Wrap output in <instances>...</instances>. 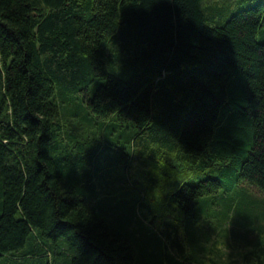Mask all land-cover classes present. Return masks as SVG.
Masks as SVG:
<instances>
[{
    "label": "trees",
    "instance_id": "1",
    "mask_svg": "<svg viewBox=\"0 0 264 264\" xmlns=\"http://www.w3.org/2000/svg\"><path fill=\"white\" fill-rule=\"evenodd\" d=\"M0 264H264V0H0Z\"/></svg>",
    "mask_w": 264,
    "mask_h": 264
},
{
    "label": "rangeland",
    "instance_id": "2",
    "mask_svg": "<svg viewBox=\"0 0 264 264\" xmlns=\"http://www.w3.org/2000/svg\"><path fill=\"white\" fill-rule=\"evenodd\" d=\"M109 154L113 157L114 162L111 165H108L110 171H115L121 178H125L129 184L131 185V181H133L129 174L127 173V169L125 168L126 162L122 159V154L118 152V150L114 149V151H110ZM121 156V157H120ZM119 184V183H118ZM124 186V185H122ZM255 240L259 239L258 237H253Z\"/></svg>",
    "mask_w": 264,
    "mask_h": 264
},
{
    "label": "bare ground",
    "instance_id": "3",
    "mask_svg": "<svg viewBox=\"0 0 264 264\" xmlns=\"http://www.w3.org/2000/svg\"><path fill=\"white\" fill-rule=\"evenodd\" d=\"M226 232V231H225ZM260 242V241H259ZM258 244V243H257ZM206 263H208V262H206ZM262 263H263V261H262Z\"/></svg>",
    "mask_w": 264,
    "mask_h": 264
}]
</instances>
